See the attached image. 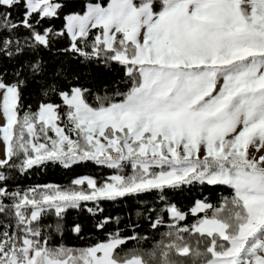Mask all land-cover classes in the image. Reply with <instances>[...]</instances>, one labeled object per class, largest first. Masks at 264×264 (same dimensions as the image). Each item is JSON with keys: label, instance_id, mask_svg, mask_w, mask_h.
Segmentation results:
<instances>
[{"label": "snow or ice", "instance_id": "snow-or-ice-1", "mask_svg": "<svg viewBox=\"0 0 264 264\" xmlns=\"http://www.w3.org/2000/svg\"><path fill=\"white\" fill-rule=\"evenodd\" d=\"M0 118V264H264V0H0ZM88 164L113 174L11 188ZM197 185L230 195L167 199ZM149 193L150 248L60 242Z\"/></svg>", "mask_w": 264, "mask_h": 264}, {"label": "trees", "instance_id": "trees-1", "mask_svg": "<svg viewBox=\"0 0 264 264\" xmlns=\"http://www.w3.org/2000/svg\"><path fill=\"white\" fill-rule=\"evenodd\" d=\"M61 21H57L56 27H59ZM25 105H31L33 109L36 108L37 98L35 95L25 94ZM127 174H131V169L125 170ZM112 170L106 168H99L93 164L86 166H77L74 169H63L60 166H49L47 168H39L32 170L29 174L20 176L16 175L15 179L11 182L12 190L16 188L26 189L39 184H57L60 186H70L72 180L81 176H92L98 181L103 182L110 175ZM230 195V189L226 187H201L199 185L191 188H186L181 192L170 193L168 200L176 203L184 211L194 205L198 199L207 198L211 203H219L223 197ZM101 207L104 213L99 216L102 221L105 218H110V222L103 230L89 228L86 230V235L82 238H77L72 234H66L61 243L68 247L82 248L88 247L92 244L103 242L110 235L119 231L122 234L136 232L137 235L147 236L148 240H142L139 244L131 243L127 247H143L150 248L154 240L159 239V233L153 232L148 224L147 217L155 215V211L165 207L164 202L159 199V193L144 194L137 197H128L118 199L117 201H104L101 202ZM146 209L150 211H145ZM87 214H79L76 211L69 212V219H85ZM195 217L189 215L188 223L194 222ZM97 219H93L92 223H97ZM164 229H161L163 231Z\"/></svg>", "mask_w": 264, "mask_h": 264}, {"label": "rangeland", "instance_id": "rangeland-1", "mask_svg": "<svg viewBox=\"0 0 264 264\" xmlns=\"http://www.w3.org/2000/svg\"><path fill=\"white\" fill-rule=\"evenodd\" d=\"M3 123V120H2V118H0V124H2Z\"/></svg>", "mask_w": 264, "mask_h": 264}]
</instances>
